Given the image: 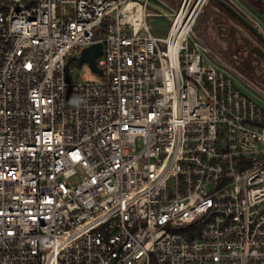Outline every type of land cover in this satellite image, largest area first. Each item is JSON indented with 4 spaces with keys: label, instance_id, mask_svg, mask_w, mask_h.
<instances>
[{
    "label": "built area",
    "instance_id": "obj_1",
    "mask_svg": "<svg viewBox=\"0 0 264 264\" xmlns=\"http://www.w3.org/2000/svg\"><path fill=\"white\" fill-rule=\"evenodd\" d=\"M209 1L0 0V264H264V108L193 37Z\"/></svg>",
    "mask_w": 264,
    "mask_h": 264
},
{
    "label": "rangeland",
    "instance_id": "obj_2",
    "mask_svg": "<svg viewBox=\"0 0 264 264\" xmlns=\"http://www.w3.org/2000/svg\"><path fill=\"white\" fill-rule=\"evenodd\" d=\"M164 1L172 2L173 7L177 8V4L179 3L180 0H164ZM210 2H211V0L204 7L203 12H202L200 18L198 19V22H197L195 29H194L193 37L197 38L198 40L203 41L207 45V47L213 52V54L215 55V57L217 58V61L219 63L228 66V64L214 50L217 46L215 47L212 45L214 48V49H212V47L208 43L211 42L210 38L213 39V36H214L213 33L214 32L218 36L217 30L219 31V30L223 29L221 31H223L225 33L226 32L232 33V34L236 30L237 33L235 34V38H236L237 42H239V44L241 43L242 44L241 46H243L240 48V50H241L240 54L243 55L244 57H246V59H252V61L255 60V62L260 63L262 68H263V69L262 68L261 69L264 70V57L262 55V54H264V48L262 47V45L251 34H249V32L246 31V29L242 25L239 24L240 27L237 26L236 23H234L231 19H227L224 15H221V17H215L214 16L215 15L214 14V7H213V5L210 4ZM258 2H259V0H251V1H249V5L250 6L252 5L253 9H255V11H258L259 10L258 9L259 8ZM151 5L156 6L158 8V11L153 10V9H151V10L149 9L148 13L157 12V13H160L162 15L170 13V11L166 7L159 5L157 2H155V0L151 1ZM261 21H262L261 23L264 25V21L262 20V17H261ZM146 22L151 27V30L155 35L159 31V33L162 37L166 36L167 30H168L169 25H170V20H168L162 16V17H158V18H154V19L148 18L146 20ZM263 33H264V30H263ZM219 37H220V35H219ZM249 55H251V57ZM231 72L232 73L234 72L235 74L237 73L234 70H231ZM237 74H239V73H237ZM242 75H244L247 78V79L246 78L245 79L248 81V83L251 86H254V84L256 82L253 80L254 76H253L251 71L243 72ZM83 77L87 78L89 81H97L100 79L97 75H95L94 73L91 72L90 68L87 65H84L81 71L76 70L75 75H74V79H76V80L81 79ZM235 84H236L237 88L242 93H244L246 96L250 97L251 99L255 100L257 103H259L264 108V100L262 101V99L259 97V94H257L255 91L249 90L245 86V84L242 83L241 81H239L238 79L236 80Z\"/></svg>",
    "mask_w": 264,
    "mask_h": 264
},
{
    "label": "crops",
    "instance_id": "obj_3",
    "mask_svg": "<svg viewBox=\"0 0 264 264\" xmlns=\"http://www.w3.org/2000/svg\"><path fill=\"white\" fill-rule=\"evenodd\" d=\"M181 1L182 0H180L179 3L177 4V7L181 3ZM226 1H228L235 8H237V10H239L242 14L247 16L252 22L259 25L261 31L264 30V25L261 23L262 22L261 17L258 15V12L255 11V9H253L252 5L251 6L249 5V1H251V0H226ZM155 2H157L161 6L166 7L170 12L172 9H176L173 7L172 2H166L164 0H155ZM210 4L213 5V7H214V14L215 15L214 14L213 15L215 17H221V15H224L227 19H231L234 23H236L232 18H230V16L225 12V10H222L215 2L211 1ZM259 5H260V0L258 2V6ZM151 9L158 11V8L156 6L151 5V2H150V10ZM150 14H158V13L157 12H151ZM149 18L154 19V18H158V17L151 16ZM236 24H237V26H239L238 23H236ZM169 28H170V25H169ZM169 28L167 30V34L165 37H162L160 35L159 31L155 35L152 32L151 27H150V31H151L152 35L157 37V38H166L168 33H169ZM221 30H223V29H221ZM221 30H219L220 32L217 30L218 36L216 35L215 32L213 33L214 34L213 39L210 38L211 39L210 41L212 43L211 42L210 43L207 42V43L212 47V49H214L213 46H215V47L217 46L214 50L228 64V66L222 64L224 66V68L228 71L234 70L235 72L239 73L241 76L237 73H236L237 74L236 75L234 72L232 74L235 76L236 80L238 79L239 81L244 83L245 86L249 90L255 91L257 94H259V97L263 101L264 100V85H263V82L261 81V79L264 80V70H262L263 68H262L261 64L258 62H255V60L252 61V59H246V57H244L243 55L240 54V51H241L240 48L243 46H241L242 44L241 43L239 44V42H237V40L235 38V34L237 33L236 30L234 31L233 34L228 33V32L225 33ZM219 35H220V37H219ZM249 56L251 57V55H249ZM249 71H251L253 76H254L253 77L254 79L252 78L256 82L255 84L253 83L254 86H251L248 83V81L246 80L247 78L244 75H242L243 72H249Z\"/></svg>",
    "mask_w": 264,
    "mask_h": 264
},
{
    "label": "water",
    "instance_id": "obj_4",
    "mask_svg": "<svg viewBox=\"0 0 264 264\" xmlns=\"http://www.w3.org/2000/svg\"><path fill=\"white\" fill-rule=\"evenodd\" d=\"M215 2L222 10L229 12L233 17H235L264 48V33L261 31L259 25L252 22L247 16L242 14L237 8L230 4L226 0H211ZM258 15L262 17L264 21V0H260ZM103 46L101 44L93 45L92 47L84 50L81 57L77 59L78 68L80 69L84 63H89L91 69L94 72L101 74L96 66V60L102 55ZM264 57V54H262ZM264 85V80L261 79Z\"/></svg>",
    "mask_w": 264,
    "mask_h": 264
},
{
    "label": "trees",
    "instance_id": "obj_5",
    "mask_svg": "<svg viewBox=\"0 0 264 264\" xmlns=\"http://www.w3.org/2000/svg\"><path fill=\"white\" fill-rule=\"evenodd\" d=\"M229 16L230 18H232L236 23L242 25L235 17H233L229 12L225 11ZM243 26V25H242ZM244 27V26H243ZM105 28V26H104ZM245 28V27H244ZM246 29V28H245ZM97 37H99V34L97 35Z\"/></svg>",
    "mask_w": 264,
    "mask_h": 264
}]
</instances>
